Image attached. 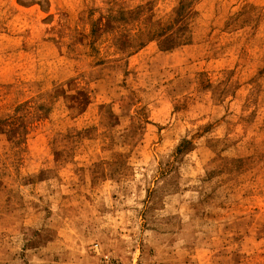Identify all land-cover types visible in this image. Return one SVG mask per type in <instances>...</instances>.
Here are the masks:
<instances>
[{
  "label": "rangeland",
  "instance_id": "374dc122",
  "mask_svg": "<svg viewBox=\"0 0 264 264\" xmlns=\"http://www.w3.org/2000/svg\"><path fill=\"white\" fill-rule=\"evenodd\" d=\"M0 264H264V0H0Z\"/></svg>",
  "mask_w": 264,
  "mask_h": 264
}]
</instances>
